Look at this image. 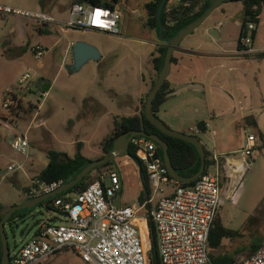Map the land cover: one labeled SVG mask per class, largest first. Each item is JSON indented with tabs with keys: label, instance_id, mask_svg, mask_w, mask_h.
Here are the masks:
<instances>
[{
	"label": "rangeland",
	"instance_id": "374dc122",
	"mask_svg": "<svg viewBox=\"0 0 264 264\" xmlns=\"http://www.w3.org/2000/svg\"><path fill=\"white\" fill-rule=\"evenodd\" d=\"M51 1L0 0V5L23 11L46 12L55 20V23L48 24L45 28L41 27L43 25H36L39 27L35 31L31 30L29 21L25 20L28 28L16 43L7 34L9 26L0 24V213L21 204L25 199L23 188L29 189L35 182L37 173L45 166L44 153L47 149L73 155L76 143L80 142V152L84 157L98 159L101 156L100 142L110 133L113 118L134 113L139 89L148 83V76L152 71L150 55L154 46L150 40L155 41V35L143 30V6L149 0H120L115 6L120 13L117 23L120 35L87 29L67 30L61 23L67 20L68 8L73 0ZM175 3L176 0H168L167 6ZM67 6L69 7L66 9ZM241 19L242 2L222 3L194 32L182 39L180 45L188 42L201 43L200 51H213L214 44L217 43L223 54L232 58ZM122 27H125V32ZM65 30L67 31L64 32ZM246 34L251 38L250 48L264 50V8L254 32L247 31ZM135 39L144 42L139 43ZM70 41H83L94 46L101 57L96 61H88L78 71L69 73L65 65L71 62L70 49L66 51L64 47ZM35 46L44 47L39 58L34 57L32 47ZM258 65L257 61L251 62L249 74L255 68L258 69ZM24 74H28V78L19 83ZM40 78L51 82L46 93L36 87ZM240 84H250L253 91L252 77ZM11 93L16 95L19 107L17 101L12 104ZM6 99L9 103L3 107ZM166 107L169 106L166 104ZM159 116V120L168 128L177 131L171 123H167L168 118ZM37 121L42 123L36 125ZM236 128H228L230 145L235 135L238 139L252 133L247 125H236ZM184 132L192 134L186 129ZM17 135H24L28 142L26 157L9 145ZM196 137L207 151H214L215 137L210 132ZM258 155L259 153L249 161V167L238 180L239 185L235 186L232 197L228 194L227 198L221 199L218 212L222 225L235 231L236 235L223 238L217 249H208L210 254L235 255V260L239 262L245 257L244 251L250 244L258 238H264V158ZM11 163H21L23 170L7 171V166ZM113 166L118 168L122 176L121 202L126 198L128 206L136 205L137 196L142 192L136 164L128 157H120L114 160ZM107 170L108 167H103L99 174ZM212 171L213 167L209 166L208 172ZM170 190V187H163L165 193ZM30 193L31 191L26 194ZM149 194L150 197L153 196L151 189ZM68 195L74 198L76 192L72 191ZM154 198L158 199V195ZM138 217L142 218V213ZM51 219H54V223H64L60 213L46 209L45 206H37L23 218L6 222L4 233L9 253L27 241L39 225ZM142 232L144 239L142 235L140 237L143 245H150L148 233L145 229ZM39 264L83 263L70 251H66L57 252Z\"/></svg>",
	"mask_w": 264,
	"mask_h": 264
},
{
	"label": "built area",
	"instance_id": "2783aa9c",
	"mask_svg": "<svg viewBox=\"0 0 264 264\" xmlns=\"http://www.w3.org/2000/svg\"><path fill=\"white\" fill-rule=\"evenodd\" d=\"M189 1L176 0V3L188 5ZM10 16L35 25L55 23L54 18L45 12L23 11L0 5V18ZM119 17L116 7L109 9L72 3L68 8L67 20L61 24L67 30L87 29L118 35ZM254 30L253 23L245 24V35L240 38L242 49L237 51L239 54L252 53L251 38L246 32ZM32 51L35 58L44 52L40 46L32 47ZM27 78L28 74H24L19 83ZM7 102L6 99L3 107L7 106ZM254 138L253 134L246 136L239 151L241 156L251 157L256 153ZM131 142L139 149L138 156L134 157L146 171L153 197L158 195L149 216L155 226L159 263L212 264L208 256V236L221 203L218 156L212 155V172L203 173L190 187H180L179 182L168 175L152 141L141 138ZM9 145L26 157L28 142L24 135L15 136ZM22 170L21 163L7 166L9 172ZM100 178L101 181L77 191L69 201L55 199L53 206L59 209L65 224L46 222L39 225L27 241L9 253L8 264H39L63 251L72 252L85 264H149L150 245H143L136 223L140 211L145 210V204L115 206L114 199L121 191L119 175L114 170H107ZM59 185L60 182L41 186L37 194L50 192ZM165 186L170 187L169 193L163 191ZM145 217L146 213L143 220ZM236 264H264V242Z\"/></svg>",
	"mask_w": 264,
	"mask_h": 264
},
{
	"label": "crops",
	"instance_id": "0c3cea01",
	"mask_svg": "<svg viewBox=\"0 0 264 264\" xmlns=\"http://www.w3.org/2000/svg\"><path fill=\"white\" fill-rule=\"evenodd\" d=\"M48 6H50V4ZM68 7L69 6H67L66 9ZM26 21L22 18L16 17L0 18V24L9 26L7 34L11 35V41H14L15 43L19 41L18 37L25 35V32L28 28ZM144 21L145 18L143 20V30L145 33H150L153 35L154 33L145 27ZM29 24V26L32 27V31L37 30V27H39L31 22H29ZM46 26L47 25H43L41 27L45 28ZM122 30L125 32V27H122ZM66 31L67 30L64 32ZM118 35H120V32ZM154 38L155 41L150 40V43H153L154 46L153 51L159 44L156 35ZM135 41H140L139 43L144 42L142 40L136 39ZM181 42L172 53L174 61L171 62L170 71L166 77L168 83L167 87L171 92L167 96L166 101L158 109L156 116L158 119L160 117L159 115L168 118L169 122L167 123H171L174 129L181 133L185 134L184 131L186 129L187 131L192 132L191 135H207V133L210 132L212 136L215 137L213 146L214 151H212L211 154L224 159L222 173L223 179L221 180L220 177V197L221 199L227 198L228 194H230L232 197L235 186L239 185L238 180L243 175L245 169L249 167V161L253 160L255 155L258 153L260 156H262V158H264V145L261 148L262 150L260 149V151H256V153L251 157H243L240 155L239 151L245 143L246 136H240L237 139L235 135V137H233V143L231 145L228 144L230 143L228 140L231 139L228 128L234 127L236 130V125H247L252 130V133L250 134H253L255 137V145H261V142L259 141V134L263 136L264 141V59L255 60L243 58L241 54L237 52V48L233 52L234 56L232 58H228V56L223 54L220 44H214L215 49L213 51H200L199 48L201 43L194 44L193 42H188L185 45H180ZM72 44V41L68 42L64 47L65 50L67 51V49H70ZM251 50L252 53L260 52L257 50V48H251ZM254 61L259 63V68H255V70L249 74L251 62ZM59 66H61V64H59ZM251 77L254 82V84H252L254 85L253 91H251L252 86L250 84H248V86H241L240 84V82L246 81ZM154 78L155 72L152 69L148 76V83L144 84V87L139 89L138 95L136 97L134 113L129 116L139 114L142 101L150 90V84ZM166 104L169 107H166ZM247 117L253 118L255 121V126L251 125L252 120H249L248 122L244 120ZM199 122L203 123L205 130L204 133L200 132L196 126ZM40 123H42V121H37L36 125ZM115 167L112 164V168L119 175L121 182V191L118 193L120 195V205H127L128 200L126 198L124 202H121L123 198V181L118 168L116 167V169ZM108 169L112 170L110 168ZM138 174L140 178L139 169ZM140 182L142 192L137 196L136 205L149 203L151 207H153L157 199H155L153 196L150 197V194L146 195V201L139 203L138 200L144 192V186L142 184L141 178ZM169 192L170 191L166 193ZM68 197L72 199L70 195H68ZM150 199L152 200L149 201ZM136 205L131 206L134 207ZM141 213L144 215L145 210H141L139 214ZM138 221H143L145 223V232L148 233L146 221L143 220V218H139L137 222ZM81 263L83 262L81 261Z\"/></svg>",
	"mask_w": 264,
	"mask_h": 264
},
{
	"label": "trees",
	"instance_id": "16d2710c",
	"mask_svg": "<svg viewBox=\"0 0 264 264\" xmlns=\"http://www.w3.org/2000/svg\"><path fill=\"white\" fill-rule=\"evenodd\" d=\"M167 1L168 0H166V2L163 4L160 12V21L163 27L162 36H166V37L173 35L180 27H182L183 25L187 24L188 22L196 18L208 6V2H209V0H190L188 5H183L182 2H179V3H175L172 6H167ZM119 2L120 0H73V3L91 4L94 6L106 7L109 9L115 8V6ZM160 2L161 0H149L145 2L143 6V11L145 14L144 25L155 35H157V24H156L155 15H156L157 7ZM226 2H242L241 26L236 43L237 51H239L242 49V46L240 45V38L245 35L244 26L246 23H253L255 26H258L260 15L262 13V9L264 8V0H223L222 1V3H226ZM252 36H254L253 33ZM165 51H166V45L164 43H159L150 55L152 69L155 72V78L151 81L150 90L157 78L159 71L162 68ZM241 56L247 59L262 60L264 59V51L249 53V54H241ZM173 61L174 58L171 56L170 62ZM167 84H168L167 80L165 79L159 91L157 92L154 100L152 101L151 111L156 118H157L156 113L158 109L166 101L167 96L171 92L170 90H168ZM147 94L145 95L144 100L142 101L141 110L139 114H135L127 117L113 118L111 132L107 136H105L100 142L99 147L101 149L102 155L99 158L104 157L111 151L113 141L122 132L130 131V130L142 131L149 135L151 134L157 135L167 144L168 158L175 172H177L182 177L191 176L197 171L199 167V157L196 153L195 148L189 143L162 134L151 123H149V121L146 119L144 115V110H143ZM10 100L12 104L15 101H17V97L14 93L10 94ZM18 104L19 101H17V105ZM244 120L246 122L252 120L251 125L255 126V121L253 120L252 117L249 118L247 117ZM196 126L200 132L204 133L205 130L202 122L197 123ZM141 138L142 137L136 136L133 139L134 141H137ZM259 138L261 145L259 144L255 145L256 151H260V149L264 145L263 136L261 134H259ZM155 146H156L157 155L163 161L162 152L160 148L156 144ZM80 149H81L80 142L76 143V150L72 156L67 155L65 152L56 151L53 149H47L45 152V158L47 160L45 167L39 173H37V175L35 176V182L31 184L29 189L28 187L23 188V192L25 193V199H32L42 195L43 193L37 194L40 191L39 187L41 186H46L57 182H60V184H64L71 181L75 177V175L91 161L90 159L85 158L81 154ZM203 149H204L203 173H207L208 167L213 165V160H212V154L209 151H207L204 147ZM127 151L131 156H138L139 153V149L134 142L129 143ZM217 161L220 170V177L222 180L224 159L218 157ZM103 167H108L113 170L112 163L110 162H106L104 164H101L93 168L82 178L80 182L77 183L76 185L77 191H81L85 189L88 185L96 181H101L99 170ZM140 178L144 186V192L142 193V196L139 198L138 201L139 203H142L146 201V195H149V191H150L149 181L143 166H141ZM195 181L188 183L179 182V186L190 187L195 183ZM73 190L74 189H69L55 197L42 201L35 207L45 206L46 209L55 210L56 212L59 213V209L53 206V201L58 198H61L63 201H69L70 198L68 197V194H70ZM30 191H31L30 195H27L26 193ZM25 199H23L22 201H24ZM151 208L152 207L149 203L145 204V211H146L145 220L148 230V236L150 239V250L148 253V259H149V264H160L157 256V237L155 232V226L153 224V221L151 220V217L149 216V211L151 210ZM32 209H25L22 211L13 212L10 215L9 219L7 220V223L11 222L16 218H23L27 213H30ZM4 213L5 212L0 213V219L2 218ZM53 220L54 219H51L49 222H52ZM234 235H236L235 231L229 230L222 225L219 212H217L213 219L212 227L210 229L208 236V249L211 250L217 249L223 238H231ZM262 242H264V238H258L256 242L250 244L248 248L244 251V253H246L245 257L252 254ZM208 256L212 264L237 263V261L235 260V255L233 256L225 255V254L213 255L208 253ZM0 258H1V245H0Z\"/></svg>",
	"mask_w": 264,
	"mask_h": 264
},
{
	"label": "water",
	"instance_id": "95a60500",
	"mask_svg": "<svg viewBox=\"0 0 264 264\" xmlns=\"http://www.w3.org/2000/svg\"><path fill=\"white\" fill-rule=\"evenodd\" d=\"M222 1L223 0H209L208 6L196 18H194L187 24L180 27L173 35L169 37L162 36L163 27L160 21V12L166 0H161V2L157 7L156 15H155L156 24H157L156 38L159 43H164L166 45V51L163 59L162 68L159 71L151 90L147 94L143 107L144 115L146 119L149 121V123H151L162 134L189 143L195 148L196 153L199 157V167L197 171L189 177H182L177 172H175L168 158L167 144L157 135H152V134L149 135L142 131H134V130L122 132L113 141L111 151L107 155H105L102 158L91 160L75 175V177L71 181L64 184H60L59 187H57L56 189L50 192L43 193L38 197L32 199H25L24 201H22L21 204L12 206L5 211L2 218L0 219V245H1L0 264H8L9 262V251L6 242V236L4 233V224L7 222V220L9 219L10 215L13 212L22 211L25 209H32L42 201L55 197L69 189H74L75 191H77V187H76L77 183L80 182L88 172H90L93 168L101 164H104L106 162H110L113 164L116 158L128 157L132 159L137 164L139 172H141L140 163L134 156H131L127 151L129 143L136 136L150 140L160 148L162 152L163 165L167 170L168 175L171 178L175 179L176 181L182 183L192 182L203 174L204 149L198 138L195 137L194 135L184 134L171 130L162 121H160L158 118H156L153 115L151 108H152V101L154 100L157 92L159 91L164 80L169 74L170 66H171L170 59L172 53L177 48L178 44L182 41V39H184L187 35L191 34L198 26H200L214 10L222 4ZM70 55H71V62L65 65V69L69 73L78 71L80 67L88 61H96L100 58V54L98 50L94 46L87 44L83 41H76L71 45ZM36 87L39 88L44 93H46L49 90L50 81L44 78H40L36 82ZM114 205L117 207L120 206L119 194H117V196L114 199Z\"/></svg>",
	"mask_w": 264,
	"mask_h": 264
},
{
	"label": "bare ground",
	"instance_id": "6f19581e",
	"mask_svg": "<svg viewBox=\"0 0 264 264\" xmlns=\"http://www.w3.org/2000/svg\"><path fill=\"white\" fill-rule=\"evenodd\" d=\"M136 223H137V225H138V227H139V229H140V233H141V235H142V237H143V232H142V230L145 229V227H144L145 223H144L143 221H138V222H136ZM145 237H146V233H145ZM143 239H144V237H143Z\"/></svg>",
	"mask_w": 264,
	"mask_h": 264
}]
</instances>
